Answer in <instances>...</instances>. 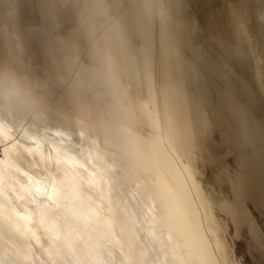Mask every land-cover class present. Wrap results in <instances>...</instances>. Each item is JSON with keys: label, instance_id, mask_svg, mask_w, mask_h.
<instances>
[{"label": "bare ground", "instance_id": "bare-ground-1", "mask_svg": "<svg viewBox=\"0 0 264 264\" xmlns=\"http://www.w3.org/2000/svg\"><path fill=\"white\" fill-rule=\"evenodd\" d=\"M137 5L138 21L114 24L113 57L65 38L67 0H0V61L22 63L60 101L95 117L98 150L90 152L89 175L102 199L80 223L101 228L120 259L264 264V73L249 40L258 33L264 52V6L124 0L125 8ZM10 111L8 119L0 115V264H12L5 242L21 240L18 213L31 214L29 227L47 246L43 233L53 234L57 224L54 211L41 208L52 200L48 174L58 164L79 163L61 154L65 149L38 120ZM144 154L157 164L147 168L155 201L141 192L131 198L141 170L133 158ZM157 201L168 228L155 236L160 252L153 259L141 235L154 231ZM30 243L37 251L23 264L47 262L41 245Z\"/></svg>", "mask_w": 264, "mask_h": 264}, {"label": "clouds", "instance_id": "clouds-1", "mask_svg": "<svg viewBox=\"0 0 264 264\" xmlns=\"http://www.w3.org/2000/svg\"><path fill=\"white\" fill-rule=\"evenodd\" d=\"M61 15L65 21L66 39L91 48L97 54L114 57L118 45L114 24L138 21L141 9L139 5L125 8L124 0H67ZM12 107L19 108L26 120H38L44 126L45 135L65 149L61 154L71 153L73 159L79 161L58 164L55 171L48 174L52 200L41 208L54 211L57 224L53 234L47 229L43 233L47 246L41 244V237L33 229L29 232L22 225L19 229L21 240L6 241L4 245L12 264H23L29 259L27 257L36 254L30 240L41 245L43 253L47 254L44 264H127L126 259H120L123 253L111 244L101 228L86 230L80 223L83 211L102 199L95 191V185L87 183L92 167L90 152L98 150L95 117L82 112L75 104L60 101L47 83L38 84L30 78L22 63L0 61V115L8 119ZM165 119L162 110L161 120ZM133 162L141 165L137 181L142 195L148 200H154L153 196L157 199L147 174V168L157 164L147 154L139 159L134 157ZM100 181L103 184V180ZM112 192L117 197L114 189ZM42 218L44 222L43 213ZM114 251L116 255H113Z\"/></svg>", "mask_w": 264, "mask_h": 264}, {"label": "snow or ice", "instance_id": "snow-or-ice-1", "mask_svg": "<svg viewBox=\"0 0 264 264\" xmlns=\"http://www.w3.org/2000/svg\"><path fill=\"white\" fill-rule=\"evenodd\" d=\"M87 183L90 185H95L97 183V181L95 180V174H91L88 176ZM36 190H37L38 194L45 195L44 189L42 186H40L39 182H37ZM140 192L141 191L139 189H137L136 191H134L132 193L131 198L135 199L140 194ZM153 199H154V201L156 200L155 196H153ZM155 208H156L155 214H156V217H158V219L153 224L150 225L154 231L145 230L141 235V240L144 242L145 247L148 248L149 244L152 245V247L148 248V251H149V253L156 254V255L152 256L153 259H156L157 255L160 252V249L156 247L155 236L158 234L160 237H163L164 232L168 228V219H167V214L165 212L164 207L157 201L155 203ZM17 215L20 217V220L23 222V227L27 231L31 232L32 228L29 227V225H31V223H32L31 214L21 215L18 213ZM41 223H43V218L41 219ZM141 223L146 224L147 218L143 219L141 221ZM33 235L35 236V233H33ZM27 258H30V257H27Z\"/></svg>", "mask_w": 264, "mask_h": 264}, {"label": "rangeland", "instance_id": "rangeland-1", "mask_svg": "<svg viewBox=\"0 0 264 264\" xmlns=\"http://www.w3.org/2000/svg\"><path fill=\"white\" fill-rule=\"evenodd\" d=\"M261 5L264 6V0H259ZM254 1H252L251 3H253ZM262 13L264 15V8H262ZM250 23V18H249V21ZM250 35V33H249ZM249 40H251V44H252V47L254 50H255V54H256V59L255 61L257 62V64L259 65V71H261V73L263 74L264 73V52L262 51V49H260L261 45L259 43L260 41V38L258 37V33L256 35H251V38H249ZM254 40V43L253 41Z\"/></svg>", "mask_w": 264, "mask_h": 264}]
</instances>
